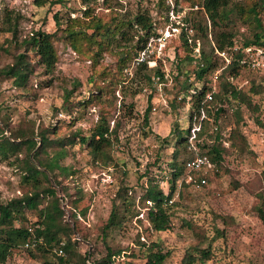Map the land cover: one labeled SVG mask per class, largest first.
Segmentation results:
<instances>
[{"label":"rangeland","instance_id":"1","mask_svg":"<svg viewBox=\"0 0 264 264\" xmlns=\"http://www.w3.org/2000/svg\"><path fill=\"white\" fill-rule=\"evenodd\" d=\"M89 6L94 8L96 14L104 17L114 14L128 18L138 12H145L154 21L156 34L168 35V30L171 32L163 43L157 39L148 40L152 49L148 65L159 66L164 73V81L158 84L157 89L147 87L134 95L139 89L138 83L132 80L137 66L134 56L124 69L125 80L120 86L113 85L116 89L114 92L104 90L102 103L80 107L77 103L91 95V80L94 76L100 85L109 82L111 77L101 78L97 76L99 74L93 73L91 61L80 57L69 43L62 40L57 43L59 61L53 72L37 64L26 86L19 85L12 77L0 76V125L9 137L13 133L32 134L33 131L37 140L40 139L41 131H46L48 137L53 139H64L78 131L90 135L101 117L103 106L108 110L106 114L111 129L119 121V141L115 142L111 150L114 161L106 166H98L93 162L86 145L67 142L69 144L63 146L66 152L58 161L61 167H67L72 174L66 176L62 169H58L56 175L70 195L65 198L62 185H58L49 174L59 192L67 219H71L70 207H76L78 211L76 237L80 240L81 253H87L90 262H101L106 256L108 243L120 252L112 257L113 262L110 264H148L145 255L147 246L158 241L163 251H170L163 264H184L186 252L199 243L193 229L182 223L185 218L204 227L210 235H214L215 225L224 231L223 236L213 241L215 257L202 264H264V222L257 212V206L264 195V128L256 122L257 118L264 119V91L254 96V102L260 104L259 110L247 106L241 108L244 118L242 133L247 144L239 140L231 146L230 141H224L227 147L224 164L222 167L216 165L215 169L208 172L210 180L205 186H185L180 185V180L177 181L180 194L177 192L174 196L178 205L175 208L173 228L156 233L147 218V208L140 202L150 178L155 177L154 181L160 182L163 180L164 167L171 158L175 136H170L171 144L165 147L160 136H167L176 122L181 127L189 126L185 101L178 103L177 108L172 106V102L178 87L176 77L180 76V81L183 78L179 74L178 64L188 70L195 65L186 61L188 51L185 47H178L183 45L180 39L182 27L188 33L190 43L197 41L194 54L199 55L202 48L210 50V45L201 37L200 31L193 28L194 23L206 22L205 11L200 10L202 8L198 3L192 5L183 0L178 3L176 0H48L46 4L39 5L36 0H0V16L8 12L17 29L14 33L6 31V26L0 22V68L12 63L15 54L23 52H27L36 63L37 58L25 40L39 29L57 31L60 35L57 20L63 22L70 16L81 15ZM261 16L264 27V13ZM234 31L235 45L241 46L245 39L253 35V26L237 22ZM132 35L133 39L122 40L120 46L114 47V51L105 53L102 63L110 71L118 73L120 52L137 43L139 34L135 29H131ZM217 60L220 65L227 64L222 56ZM221 71L222 67L219 66L213 75L212 86L215 89L218 88L217 75ZM231 79L246 91L252 86L253 80L256 83L263 81L248 66ZM198 87L202 85L198 84ZM68 94L76 104L72 112L63 108ZM149 96L157 110L152 109L150 121L145 125L144 113ZM131 103H134L133 107ZM219 105L224 106L225 111L217 122L211 119L208 124L204 136L208 145L216 142V131L229 135V131L235 127L236 104L228 101ZM148 127L150 131L145 136L143 131H148ZM2 136L0 131V140ZM194 136V133L190 136L191 145H194ZM60 149L56 145L50 147L48 158L52 159ZM36 150L31 152L35 163ZM186 156L191 154L184 151L182 158ZM24 157L25 153H20L19 158L15 155L10 158L0 157V195L4 202L32 190V184L26 181L25 171L21 168V159ZM158 159V163L154 164ZM122 187L128 188L129 209L122 207L118 215L123 216L121 224L112 229L105 240L101 228L108 221L114 205L121 203L117 192ZM73 200L77 201L73 204ZM34 212L38 214L37 210ZM35 214L31 212L32 220L36 219ZM208 243L209 240L203 247ZM7 264L40 262L27 250L18 249L13 252Z\"/></svg>","mask_w":264,"mask_h":264},{"label":"trees","instance_id":"2","mask_svg":"<svg viewBox=\"0 0 264 264\" xmlns=\"http://www.w3.org/2000/svg\"><path fill=\"white\" fill-rule=\"evenodd\" d=\"M48 0H36L37 4L44 5ZM163 1V0H162ZM177 3L179 0H176ZM190 2L192 5L198 3L205 11L206 22L199 21L194 23L193 28L200 31L201 37L210 45V50L206 51L202 48L199 55L194 54L197 41L190 43L188 33L182 27L181 41L188 51L185 55L186 61L191 64L195 63L194 68L188 70L180 63L178 68L183 76L176 77L178 87L172 106L177 108L178 103L182 101L187 105L188 128L180 126L178 122L171 128L167 136H160L161 142L165 146H170V136H175V143L170 153V160L164 167L163 180L160 182L150 178L149 185L145 188V192L141 195L140 202L143 207L147 208L146 214L150 222L151 228L160 233L173 228L175 208L178 202L174 201V196L180 189L177 181H181L180 185L192 186L193 181H188L190 171L187 168V161L196 155H207L215 165L223 166L226 158L227 147L224 141L231 142L234 146L239 140L247 144V139L242 133L243 115L241 108L247 106L255 111L260 109V104L254 102V96L264 91V71L260 68H251L263 81L253 84L248 91L238 86L231 78L236 77L241 71L247 67L242 64L240 59L244 56L240 51L235 52L232 62L220 65L217 58L219 54L217 50L222 51L235 46L236 33L234 26L237 22H244L253 26V35L248 37L241 44L242 47L257 46L264 48V27L262 14L264 13V0H183ZM58 2V1H57ZM56 3V1H51ZM194 12V11H193ZM197 12V11H196ZM104 17L94 12V8L89 6L81 15L70 16L67 21L57 20V31L49 32L39 29L33 33L29 39L25 40V44L30 51L36 56L37 61L34 63L27 52L14 55V60L0 68V76L12 77L19 85L26 86L31 75L35 72L36 65L42 64L48 72L56 69L59 61V53L57 43L59 40L67 42L77 52V54L91 61L93 73H97L99 77H111V80L104 85H100L96 76L91 80L93 83L90 97L83 101H79L77 105L86 107L93 103H102L101 97L105 91L114 92L116 89L113 85L120 86L125 80L124 69L129 61L135 56L138 57L141 51L147 47L148 40L155 33V23L152 18L145 12H138L132 17L120 18L114 14ZM13 19L8 12L3 17L0 16V22L6 31L14 33L17 29L13 25ZM210 21V23H208ZM3 28V27H2ZM131 29H135L139 38L135 45L131 48L122 49L118 62V73L109 70V67L102 63L105 53L114 51L115 46H120V41L131 40ZM212 36V38H210ZM28 50V49H27ZM222 67L219 78L218 88L212 86L213 75L216 70ZM216 74V73H215ZM157 78V79H156ZM132 80L137 82L139 89L134 95L147 89V87L157 89L159 83L164 81V73L159 66H149L148 59L138 62L135 75ZM198 84L202 87H198ZM117 88V87H116ZM212 92L213 99L209 100L207 94ZM68 94L65 98L63 108L72 112L75 110L76 104L70 100ZM234 102L236 108L235 127L229 131V135H224L221 131H216V142L208 145L204 136L207 133L208 124L211 119L217 122L224 113L225 108L220 103ZM148 105L144 113V124L148 125L152 113V98L149 96ZM218 105V106H216ZM125 106V103L124 105ZM130 106H134L131 103ZM157 110V109H156ZM108 110L102 107L101 117L92 128L90 135H85L81 131L72 132L64 139L49 138L46 131L39 132L40 139L34 138L35 132L25 134L24 132L14 134L9 137L4 134L5 130L0 125V131L3 136L0 140V157L10 158L15 155L19 158L20 153H25V157L21 159V168L25 171L24 178L32 184V190L25 192L20 197H15L7 202L2 201L0 195V264H7L13 252L18 249H24L31 256L36 258L40 264H110L113 262L112 257L120 254L115 251L110 244H106V256L101 262L88 261L87 253H81L80 240L77 239L78 232V211L76 207L72 209L71 219H67L66 210L62 205V201L51 176L58 185H62L60 179L56 175V170L62 169L66 176H70L72 171L67 167H61L58 159L65 155L64 145L80 143L81 146L86 145L94 163L98 166H106L112 163L113 157L111 150L116 141H119V121L115 123L111 129L107 114ZM258 125L264 128V119L257 118ZM199 126H198V125ZM198 130H193L196 126ZM142 130V129H141ZM188 130L185 134V131ZM148 131H143L148 136ZM56 132V131H55ZM194 136V145H191L190 136ZM213 137V136H211ZM59 146L61 149L56 155L48 158V150L52 146ZM199 146V148H198ZM34 153L35 163L31 157ZM186 151L191 156L182 158V153ZM169 153V152H168ZM189 155V154H188ZM159 159L155 161L157 164ZM160 164V163H159ZM60 172V173H62ZM148 173V171H147ZM145 173V174H147ZM158 177V175H157ZM196 177H198L196 175ZM210 180V176H206ZM208 183V182H207ZM167 184V185H166ZM206 185V184H205ZM203 185V186H205ZM65 192V198L70 195L65 185H62ZM117 198L121 200L119 205H114L111 215L105 225L101 228V234L106 240L112 229L118 227L123 216H118L122 207L129 209L128 188L122 187L117 192ZM77 200H73V204ZM42 207H39L41 204ZM37 210L38 214H35ZM34 213L35 220L30 218V214ZM259 217L264 222V195L262 194V202L257 206ZM182 223L193 229L196 233L199 243L187 251L184 258V264L206 263L215 257V248L213 241L224 235V231L219 226H214V235H210L208 231L198 225V223L182 219ZM34 228L30 231V228ZM83 237V236H82ZM85 238V237H84ZM209 243L203 247L206 241ZM27 242L34 243L31 247H25ZM62 247L65 254L58 253V249ZM145 253L148 264H163L170 255V251H163L158 241H153L147 246Z\"/></svg>","mask_w":264,"mask_h":264},{"label":"built area","instance_id":"3","mask_svg":"<svg viewBox=\"0 0 264 264\" xmlns=\"http://www.w3.org/2000/svg\"><path fill=\"white\" fill-rule=\"evenodd\" d=\"M170 31L168 30V35H160L159 33L155 36H152L151 38L153 40L157 39V41L160 43H163L166 41L165 39L170 36ZM167 36V37H166ZM150 43L147 44V47L141 51L140 55L136 57V63L148 59V62L150 61L151 52L152 49L150 48ZM240 51L244 56L240 59V62L242 64H246L250 68H260L264 71V48L261 47H253V46H247V47H241V46H233L228 49L219 51L217 50V53L219 56H222L225 58L227 64L232 62V57L235 55V52ZM247 54V55H246ZM207 98L209 100L213 99L212 92H209L207 94ZM153 110H156V107H153ZM199 127H195L193 130H198ZM188 170L190 171L188 176V181H193L195 185L202 186L207 184V175L209 171H212L216 168V165L212 162V160L207 155H196L193 158L189 159L186 163ZM196 175L198 177H196ZM34 228H30V231H33ZM34 243L27 242L25 244V247H31ZM58 253L63 255L65 254V251L62 247L58 249Z\"/></svg>","mask_w":264,"mask_h":264}]
</instances>
